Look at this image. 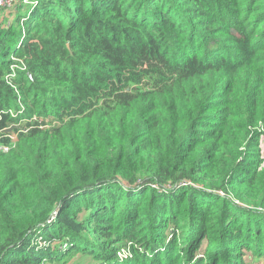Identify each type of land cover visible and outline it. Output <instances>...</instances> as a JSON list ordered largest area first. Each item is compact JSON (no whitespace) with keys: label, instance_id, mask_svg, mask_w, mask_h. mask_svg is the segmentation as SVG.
I'll return each mask as SVG.
<instances>
[{"label":"trees","instance_id":"1","mask_svg":"<svg viewBox=\"0 0 264 264\" xmlns=\"http://www.w3.org/2000/svg\"><path fill=\"white\" fill-rule=\"evenodd\" d=\"M20 6L0 25V264L264 263V0Z\"/></svg>","mask_w":264,"mask_h":264},{"label":"rangeland","instance_id":"2","mask_svg":"<svg viewBox=\"0 0 264 264\" xmlns=\"http://www.w3.org/2000/svg\"><path fill=\"white\" fill-rule=\"evenodd\" d=\"M31 6V5H29ZM19 8V10H22V12L26 11L28 9V6L25 7H17L12 9V14L11 12H6V11H0V25H2L3 23L10 21H14V17L16 13V9ZM13 17V19H12ZM14 130V129H13ZM13 130L10 132L12 134ZM15 136V134H12ZM262 148H263V154H264V139L262 141ZM264 157V156H263ZM223 194V193H222ZM224 195V194H223ZM130 255V250H123L120 253V257L121 258H126L127 256ZM245 264H264L262 261L256 260L254 259L251 254H246L245 260H244ZM69 264H99L97 263L95 260H93L92 258H90L87 255H75L74 257L71 258V260L69 261Z\"/></svg>","mask_w":264,"mask_h":264},{"label":"built area","instance_id":"3","mask_svg":"<svg viewBox=\"0 0 264 264\" xmlns=\"http://www.w3.org/2000/svg\"><path fill=\"white\" fill-rule=\"evenodd\" d=\"M20 0H0V11L12 12V9L17 7ZM24 3L27 5H36L37 0H24ZM13 128V127H12ZM11 129V128H10ZM9 129L3 131V133L8 134L12 144L14 145L17 142V135H12L8 132ZM11 149L8 145L0 144V152H8Z\"/></svg>","mask_w":264,"mask_h":264},{"label":"water","instance_id":"4","mask_svg":"<svg viewBox=\"0 0 264 264\" xmlns=\"http://www.w3.org/2000/svg\"><path fill=\"white\" fill-rule=\"evenodd\" d=\"M13 129H15V127H13V128H11V129H9V130H8V132H11Z\"/></svg>","mask_w":264,"mask_h":264}]
</instances>
